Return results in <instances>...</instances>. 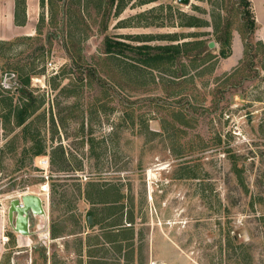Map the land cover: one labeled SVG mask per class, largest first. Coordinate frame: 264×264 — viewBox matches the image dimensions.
<instances>
[{
    "label": "rangeland",
    "instance_id": "1",
    "mask_svg": "<svg viewBox=\"0 0 264 264\" xmlns=\"http://www.w3.org/2000/svg\"><path fill=\"white\" fill-rule=\"evenodd\" d=\"M123 1L117 14L119 0H45L33 37L0 42L1 227L13 232L19 194L45 212L19 249L32 261L16 263L264 264V37L249 33L241 0ZM189 17L206 24L181 27ZM227 32L233 65L219 55ZM106 41L191 45L154 68ZM22 87L36 107L27 130L4 117ZM118 224L129 231L119 253L105 237Z\"/></svg>",
    "mask_w": 264,
    "mask_h": 264
},
{
    "label": "trees",
    "instance_id": "2",
    "mask_svg": "<svg viewBox=\"0 0 264 264\" xmlns=\"http://www.w3.org/2000/svg\"><path fill=\"white\" fill-rule=\"evenodd\" d=\"M113 0H111L112 3ZM153 0H146L145 2H151ZM43 2V1H42ZM141 2V1H140ZM242 6H243V14H244V20H245V26L247 27L249 33L254 32L255 30V20L253 13L250 9V2L249 0H241ZM206 23L201 21L198 18L195 17H189L187 22L181 23V27H195L199 28L204 26ZM214 28L216 29L215 32L218 31L217 25L214 24ZM178 36L173 33V34H166V35H160L159 38L168 40L170 42H174L178 40ZM230 34L229 32L227 33H221L219 36H217V40L220 43V51L219 55L222 57H228L230 55V52H226L224 50V47H230ZM205 42L203 41H196L193 45L198 49V52L195 54L196 56H200V58H204L207 56L209 53H206L204 49V44ZM262 45V43H258ZM191 43L184 42V43H177V44H169V45H157L154 47H149V46H132L127 43H123L121 41H106V49L107 53L110 52H115L118 54H123L125 51H129L130 53H133L136 51L139 54V61L146 65V66H151V67H158L159 64H172L174 61L178 60L182 56H187L189 55L190 52V47ZM146 50V51H143ZM149 51H155V52H149ZM203 60V59H202ZM11 70L4 71V73H9ZM29 81V77L25 79V84L27 85ZM20 92H22L23 97L25 98V101L20 106H15L12 107L11 105L7 108V113L5 114L4 117L10 119L12 116L14 118V124L17 128L23 127L24 130H27V127L24 126L26 121L33 115L34 111L36 110V107L34 105L33 99L29 93H26V91L22 88H20ZM29 130V129H28ZM32 149H35L33 152L34 156H40L44 154L43 147L38 145H34ZM101 191L99 189L96 190V193L94 195H88L87 193L85 194V199L89 201L90 203L94 204L96 203V200L101 197ZM119 212V210H118ZM121 220V215L120 218ZM119 226L121 224H118ZM123 228V227H121ZM120 229V228H119ZM122 234L120 241L126 240L124 237V233L129 232L128 229H121ZM108 234H111L110 232ZM52 236H55V232H52ZM110 235H106V241L107 243L111 246L114 242L117 244V241L119 239L112 238V240H109ZM123 236V237H122ZM120 247V246H119Z\"/></svg>",
    "mask_w": 264,
    "mask_h": 264
},
{
    "label": "crops",
    "instance_id": "3",
    "mask_svg": "<svg viewBox=\"0 0 264 264\" xmlns=\"http://www.w3.org/2000/svg\"><path fill=\"white\" fill-rule=\"evenodd\" d=\"M44 1L45 0H0V42H11L13 38L15 39L19 37L20 38L33 37V35L31 34L33 23L36 20L40 21V19H42L43 21V16L40 14V10L41 8L43 9L45 6ZM114 2L115 0L112 1V3ZM249 2H250V9L253 13L255 20L254 33L256 32L258 37L259 36L264 37V0H249ZM117 7H118L117 14H120L124 9V1L119 0V2L117 3ZM36 32H38L37 26H36ZM231 56H233V54L226 57V59L227 58L229 59V57ZM230 61L231 59H229L227 62H229L230 65H233V62L230 63ZM6 219L8 223L9 222L8 217ZM119 228L120 229L118 231H115V233H117L115 237L118 236V238L115 239H119V240L117 241V244L115 242L111 244L112 249L118 253L122 250L123 247L122 245L123 242L120 241L122 234L121 226H119ZM10 234H12L14 237V244L12 242L13 245L11 246H9L8 244ZM44 235L46 236V234ZM55 237L56 236H54V238ZM4 238H7V240H5ZM20 242H23V246L19 245ZM31 242L32 241L30 240V237L21 236L15 233L14 231L13 232L5 231V227H1V221H0V264H15L19 259L23 261V258L19 257V255L24 253L28 254V251L26 250L20 251L19 249L21 247L23 248L30 247L29 243ZM97 245L100 246L101 242L99 244V242L97 241V243L92 244V247L93 246L96 247ZM90 248H91L90 244L87 243V249L89 250L88 254L89 256H93L94 254H91L92 251ZM30 255L28 254L25 258L27 259V262L32 261V257Z\"/></svg>",
    "mask_w": 264,
    "mask_h": 264
},
{
    "label": "water",
    "instance_id": "4",
    "mask_svg": "<svg viewBox=\"0 0 264 264\" xmlns=\"http://www.w3.org/2000/svg\"><path fill=\"white\" fill-rule=\"evenodd\" d=\"M178 4L189 5L190 0H176ZM213 43H209L208 46L212 47ZM12 74H6L4 79L11 78ZM21 206V208L19 207ZM44 208L42 205V200L38 195L28 194L22 195L20 199L17 197L12 199L9 203L7 209L8 223L12 230L24 237H30L32 234L38 231L31 232L29 230L30 223L32 219L38 216H44ZM88 222L90 223V218L88 217Z\"/></svg>",
    "mask_w": 264,
    "mask_h": 264
},
{
    "label": "built area",
    "instance_id": "5",
    "mask_svg": "<svg viewBox=\"0 0 264 264\" xmlns=\"http://www.w3.org/2000/svg\"><path fill=\"white\" fill-rule=\"evenodd\" d=\"M49 65V67H51V64L49 63L48 64ZM6 74H12V73H6ZM5 74V75H6ZM5 75H4V77H5ZM13 75V74H12ZM45 163H47V162H45ZM22 194H19V195H17L16 197L18 198V199H20V196H21ZM5 240H7V238H5Z\"/></svg>",
    "mask_w": 264,
    "mask_h": 264
},
{
    "label": "bare ground",
    "instance_id": "6",
    "mask_svg": "<svg viewBox=\"0 0 264 264\" xmlns=\"http://www.w3.org/2000/svg\"><path fill=\"white\" fill-rule=\"evenodd\" d=\"M42 190H43V191H46V187L43 186V189H42ZM22 195H28V194H22ZM22 195H21V196H22ZM21 196H20V197H21ZM19 207L21 208V206H19ZM39 228H40V227H39ZM4 239H5V238H4Z\"/></svg>",
    "mask_w": 264,
    "mask_h": 264
}]
</instances>
